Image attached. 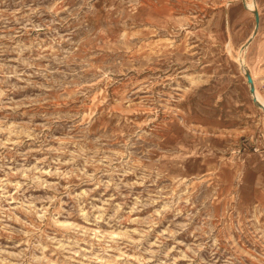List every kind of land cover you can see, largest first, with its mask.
Masks as SVG:
<instances>
[{
    "label": "rangeland",
    "instance_id": "rangeland-1",
    "mask_svg": "<svg viewBox=\"0 0 264 264\" xmlns=\"http://www.w3.org/2000/svg\"><path fill=\"white\" fill-rule=\"evenodd\" d=\"M256 93L264 0H0V264H264Z\"/></svg>",
    "mask_w": 264,
    "mask_h": 264
},
{
    "label": "water",
    "instance_id": "water-1",
    "mask_svg": "<svg viewBox=\"0 0 264 264\" xmlns=\"http://www.w3.org/2000/svg\"><path fill=\"white\" fill-rule=\"evenodd\" d=\"M255 18H256V28H258L259 27V23H260V15H259V12L257 10H255ZM247 79H248L249 83L251 84L252 91H254L255 85H254V81H253V78H252V75H251L250 72H247ZM260 106L264 110V107L261 104H260Z\"/></svg>",
    "mask_w": 264,
    "mask_h": 264
},
{
    "label": "bare ground",
    "instance_id": "bare-ground-1",
    "mask_svg": "<svg viewBox=\"0 0 264 264\" xmlns=\"http://www.w3.org/2000/svg\"><path fill=\"white\" fill-rule=\"evenodd\" d=\"M254 95L256 96L257 100L260 101V104L264 107V100L261 99V97L257 93Z\"/></svg>",
    "mask_w": 264,
    "mask_h": 264
}]
</instances>
